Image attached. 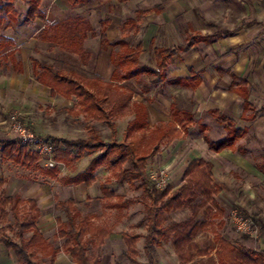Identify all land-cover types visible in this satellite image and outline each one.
Masks as SVG:
<instances>
[{"label": "rangeland", "instance_id": "374dc122", "mask_svg": "<svg viewBox=\"0 0 264 264\" xmlns=\"http://www.w3.org/2000/svg\"><path fill=\"white\" fill-rule=\"evenodd\" d=\"M83 2V7H80L70 4L67 0H44L42 9L47 20L24 25L22 21L27 12L25 0H3L2 5L12 3L18 15L7 13L2 15L4 24L0 29V36L14 39L13 48H17L19 39H34L32 45L35 46V50L29 53V60L25 59L30 73L33 69V60H38L53 66L67 77L83 80L103 99V107L110 115L114 128L102 120L97 121L91 117L78 115L76 112L79 107L75 97L71 100L52 97L48 90L34 84L33 79L31 80L33 84H29L27 91L22 77H19L18 83L13 81L16 67L13 68L9 61L0 59V139L20 141L13 136L9 125L10 117L16 116L40 140L41 137L47 136L86 139L91 131H96L107 146L112 143H127L131 141L128 138L130 135L143 147H147L153 126H162L171 120L173 118L171 108L176 106L180 113L194 114L197 123L191 126V132L182 140L161 145V153L148 164V174L157 172L161 167L166 168L169 175L168 185L177 190L191 178H184V172L191 161L201 158L206 162L203 171L211 174L213 193L209 195L199 192L188 198L182 209L163 213L166 219L162 224L163 227L176 225L177 229L169 234L167 241L162 240L160 248L153 245L150 255L146 252L145 245L149 234L151 215L148 209L151 202L143 196L144 189H136L137 183L119 184L112 170L105 165L93 173L96 177L94 185L82 187L83 194L79 188L64 184L63 179L86 171L97 154L86 155L67 166L60 165L57 167L59 172L54 178L48 173L51 169L46 166L39 150L20 141L28 146V152L38 155L41 159L35 165L25 167L3 160L0 155V180L6 181L0 188V195L5 191L7 196L24 200L28 192L29 196L40 198L48 196L49 193L54 200V217L63 220L65 214L61 209L56 208V205L68 199L80 198L82 203L77 205L80 220L90 212L96 217L98 226L110 231V237L113 235L112 241L107 243L104 241V244L118 245L116 248L119 264H134L125 256L127 247L121 237L123 233L138 236L137 255H130L135 264H221L217 257L219 238L251 250H262L264 248V177L259 169L264 170V138L256 139L255 134L249 131H253L255 125L252 128L251 124L248 133L239 142L243 151L247 153L246 156L230 152H225L224 155L212 154L206 151L205 145L191 154L193 148L200 142L203 143L204 135L215 142L223 141L227 135L224 124L197 109L198 100L192 97L191 90L173 85L169 80L162 82L157 76L143 74L137 79L130 80L137 93L126 87L122 80L112 81L114 72L110 62L112 47L105 46L99 36L100 21L110 19L113 24L109 36L110 42L125 40L133 48L142 43L144 50L140 55V67L154 68V46L168 45L161 39L162 31L154 38L153 26L159 21H156L153 13L146 14L148 11H153L155 0L142 2L83 0ZM43 27L48 32L45 38H42ZM18 59H21L20 56ZM169 76L171 80L173 70H170ZM15 83L19 84L18 91L13 89ZM143 105L147 109L146 119L143 118L141 111ZM104 151L105 149H101L99 152ZM174 153L176 158L172 156ZM173 161L175 163L169 166ZM127 167L129 166L125 165V168ZM194 177L199 175H193L192 178ZM104 187L114 193L112 198L104 200L102 193ZM217 188L220 189L219 194L215 193ZM101 196L104 203L122 206L113 208L104 207V204L103 207L97 206L94 200L85 205L86 197ZM26 207L29 211V204H26ZM11 208L12 206L7 208L10 213L7 223L1 222L0 216L1 225L6 227L14 225ZM233 212H237L251 222L252 228L249 233L237 230L232 218ZM32 213L35 215V212ZM7 234L18 242L15 232L8 230ZM25 238H29V233Z\"/></svg>", "mask_w": 264, "mask_h": 264}, {"label": "trees", "instance_id": "16d2710c", "mask_svg": "<svg viewBox=\"0 0 264 264\" xmlns=\"http://www.w3.org/2000/svg\"><path fill=\"white\" fill-rule=\"evenodd\" d=\"M0 0V29L4 24V13L18 15L12 3L2 5ZM44 0H25L27 12L24 20V25L32 24L36 21H45L46 14L42 11V3ZM70 4H79L83 7V0H67ZM121 1V0H120ZM11 22V20H10ZM111 25V20L106 19L100 21V40L107 46L112 47L110 62L114 67L111 80H122L126 87L137 93L135 86L130 83V80L137 79L141 75L157 76L162 82L168 81L173 85H179L183 88L196 90L198 82L187 81L181 79H169L168 70L173 63V58L177 52H184L198 42H211L209 37H199L190 39L187 44L176 48H155V66L154 68L140 67V55L143 52L142 43H139L136 48L125 40H119L111 43L107 36V30ZM48 35L46 30L43 31L42 38ZM51 40V39H50ZM57 40V38H53ZM14 42L0 36V59H10L15 61V51L13 50ZM119 48V49H118ZM17 66L21 67L20 64ZM33 78L44 87L51 89L54 96H63L67 100L76 98L79 109L78 115L91 117L93 120H102L111 128H114L111 122L110 115L103 107V99L100 95L91 90L86 83L81 79L67 77L61 72H58L53 66L47 65L38 60H33ZM157 83V81H154ZM239 95L244 101L243 117L247 121L254 118L255 108L249 102V92L245 86H241L238 90ZM173 118L162 126H154L147 147H143L137 139H133L127 143H112L106 145L96 131H91L88 138H58V137H41L53 149V159L63 165H70L74 160H80L86 155H96L89 163L86 171L75 176H70L63 179L65 185L91 187L96 182V177L93 174L99 168L108 166L113 176L119 184L129 183L134 185L137 183L136 189L143 190V196L151 202L149 206L148 226L149 234L146 237L145 250L150 255L152 246L161 247L162 240L167 241L169 234L177 229L176 225L163 227L166 221L163 213H172L173 211L182 209L184 202L199 192L212 194L211 174L203 171L205 161L202 159L192 160L189 167L184 172V178H190L185 185L174 190L172 186H166L159 190L150 180L148 174L149 162L160 152L162 144H171L185 137L191 132V126L196 124L195 116L192 113H180L176 106H172ZM143 118H147V109L143 105L141 107ZM216 120L225 126L227 132L226 138L221 142L211 140L207 135L203 138L208 145L209 150L215 153H221L225 150L233 152L239 151L245 154L243 148L239 145V141L247 133L246 129H240L232 120L219 115L218 112H212ZM105 149L103 153L99 151ZM0 155L3 160L11 161L17 165L31 167L35 165L41 158L38 155L28 152V146L23 145L20 141L9 139H0ZM126 166H129L125 168ZM202 171H199L201 170ZM59 170L51 169L48 172L54 178ZM264 176V170H262ZM193 175L199 177L192 178ZM5 185V181H0V188ZM103 198L110 199L114 193L107 187L102 189ZM216 194L220 193L217 188ZM29 204V211L26 207ZM78 203L74 199H68L59 202L56 208L61 209L65 214V220L57 218V234L55 242L65 240L62 247H56L54 242L47 240L39 228L37 223L41 216V211L34 199L21 200L14 196H7L5 191L0 195V216L1 222L7 223L10 213L7 210L12 206L11 214L14 219V225L6 227L0 224V244H3L7 250H12L19 264H54L56 256L63 251L70 255L77 264H99L97 258L88 256V246L98 248L104 244L105 239L109 236V231L103 227L92 223L91 218L80 220L77 210ZM106 205V206H105ZM20 206L22 208L20 209ZM121 207L122 205H113L104 203V207L113 208ZM35 212V215L32 213ZM143 225V224H141ZM8 230L15 232L17 241H14L8 236ZM31 232L29 238H25L27 233ZM156 237V239H155ZM122 239L127 246L126 256L132 263L135 264L130 255H137V239L138 236H130L128 233L122 234ZM217 257L221 264H264V248L261 250H251L245 246H237L229 240L219 238Z\"/></svg>", "mask_w": 264, "mask_h": 264}, {"label": "crops", "instance_id": "0c3cea01", "mask_svg": "<svg viewBox=\"0 0 264 264\" xmlns=\"http://www.w3.org/2000/svg\"><path fill=\"white\" fill-rule=\"evenodd\" d=\"M142 1L144 0H139V2ZM42 11L44 12L43 9ZM149 12L150 11L146 14L153 13L156 21H159L154 23L153 26L154 38L155 35L162 31L163 38L161 37V39L163 42L168 43V45L154 46V49L176 48L187 44L191 38L209 37V39H211L209 43L198 42L184 52H177L168 70V75H170V70H173L172 79L198 82L196 90L193 91L189 89L192 92V97L198 100L197 109L205 112L207 116L213 117L214 119H216V117L212 115V112H218L219 115L236 123L238 128L246 129L247 133L251 124L252 128H254L255 125V129L249 131L255 134L254 137L256 139H263L264 0H155L154 9L150 13ZM44 24L46 25V23ZM112 26L113 24L111 23L107 30L108 39L111 34ZM12 41L15 40L13 39ZM33 42L34 39H19V42L16 44L17 48H13L16 60L11 61L10 59H2L3 61H9L10 66L13 68L16 67V75H14L15 78L13 81L18 83L19 77H22L25 82L24 88L28 91L29 84H33V82L31 83L33 79L35 81L34 84L38 85L39 88L48 90L52 97L64 98L63 96L52 95L51 89L36 82L32 76L33 69L32 73H30L29 65L25 59L28 58L29 60V53L35 50V46L32 45L34 44ZM18 56H20L21 59H18ZM31 58L32 57H30V59ZM12 62L15 63L13 64ZM17 64H20L21 67L17 66ZM30 76H32V78H30ZM16 83L13 89L18 91L19 84ZM241 86L247 88L249 92V102L255 108L256 114H254V118L249 121L243 117V115H245V105L243 98L238 93ZM39 90L40 89H38V91ZM9 106L12 107V105ZM244 137L241 140H243ZM202 141L203 143L200 142L197 147H195L197 149L193 148V150L190 151L191 154L195 153L194 150H200V148L205 145L206 151L216 155H224L225 152H230L235 155L240 154L241 156L247 155L246 152L245 154H241L239 151L233 152L231 150L215 153L209 150L204 138ZM181 148L183 149L184 146ZM160 153L161 148L157 155ZM175 154L176 153L172 155L174 158H176ZM174 163V161L171 162L169 166H172ZM259 171L262 173V170L259 169ZM2 180L3 179L0 181ZM82 187L83 186H78L75 188H79L81 194H83ZM47 195L48 196H43V198L38 196L31 197L28 192V196L24 200L34 199L36 201L41 211L37 227L47 240L54 242L56 247H62L65 242L64 239L59 240L57 243L55 242L57 218L53 215L54 200L49 196V193H47ZM37 198H40V200ZM93 200L97 206L103 207L104 200L102 196L95 198L86 197L85 205L91 203ZM75 201L78 204L82 203L80 198H77ZM85 218H91L92 223H96V217L90 212L86 213L83 219ZM104 219L107 218L104 217ZM95 225H97V223ZM30 235L31 232H29V236ZM112 237L113 235L110 237L109 231V236L105 242H111ZM106 243L98 248L88 246V256L90 258H97L99 264H119V254L116 248L118 245L109 243L106 246ZM123 252L124 251H122V253ZM0 264H19L15 253L12 250H7L3 244H0ZM54 264L77 263L70 255L66 254L63 249H61L56 256Z\"/></svg>", "mask_w": 264, "mask_h": 264}, {"label": "built area", "instance_id": "2783aa9c", "mask_svg": "<svg viewBox=\"0 0 264 264\" xmlns=\"http://www.w3.org/2000/svg\"><path fill=\"white\" fill-rule=\"evenodd\" d=\"M9 125L11 126L10 129L15 138L27 145L30 144L39 150V154L43 157L48 168L54 169L63 165L53 159L52 147L44 140H40L36 134L31 131L27 125L21 123L16 116L10 117ZM149 178L157 189H163L169 184L167 169L163 167H161L157 172H151ZM232 218L239 232L249 233V231H251V222L248 219H244L241 215H238L237 212H233Z\"/></svg>", "mask_w": 264, "mask_h": 264}]
</instances>
